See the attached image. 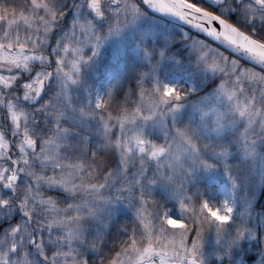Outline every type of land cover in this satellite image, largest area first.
<instances>
[{"label": "snow or ice", "instance_id": "snow-or-ice-1", "mask_svg": "<svg viewBox=\"0 0 264 264\" xmlns=\"http://www.w3.org/2000/svg\"><path fill=\"white\" fill-rule=\"evenodd\" d=\"M214 2L0 0V264H203L205 235L214 229L221 240L233 207L207 199L198 173L226 161L232 144L245 163L264 145V0ZM143 5L217 42L193 37L191 47L221 77L220 106L165 83V51L142 44L147 65L134 83L117 76L105 92L73 98L81 69L109 36L137 24ZM187 104L200 119H181ZM221 132L227 143L215 139ZM121 204L132 217L110 235ZM256 236L238 223L227 248Z\"/></svg>", "mask_w": 264, "mask_h": 264}, {"label": "rangeland", "instance_id": "rangeland-1", "mask_svg": "<svg viewBox=\"0 0 264 264\" xmlns=\"http://www.w3.org/2000/svg\"><path fill=\"white\" fill-rule=\"evenodd\" d=\"M71 15V10H69L67 18L70 19ZM153 23H158L157 19L146 15L144 12L136 25L122 30L118 35L109 36L100 46L99 52L95 57V63L81 69L82 83L78 86H73V98H86L88 91L94 93L105 92L113 84L117 76L124 78L128 66L131 63L142 64V69H144L147 61L143 59V49L141 48L138 51V44L131 45V43L138 35L146 36L149 32L155 33L156 26ZM181 28L179 27V29ZM182 32L183 36L189 40V55H195L194 66L197 67L199 75H202L206 80L216 77L217 74L207 71L196 62V53L191 47V40L193 37L198 36L191 35L183 29ZM189 70H191V64L188 63L186 65L180 59L170 57L162 61L157 74L165 83L191 88L192 92L189 93L190 97H208L210 102L220 106L222 101L214 96L216 87L212 91L197 94L198 85L194 82L191 74H188L187 71ZM85 85L88 86L87 91L84 87ZM56 86L55 82H51L48 90H55ZM45 94L42 92L41 97L43 98ZM189 118L200 119L199 110L194 111L191 104L185 105L181 110V119L187 120ZM215 139L218 141H225L226 139L227 143L230 137L226 133L221 132L215 136ZM235 147V150L230 149L226 161H217L214 159L212 162L216 164V167L200 170L194 184L195 187L201 189V192L207 199L216 202L227 200L233 207V218L225 228L221 240H217L214 229L205 235L202 245L204 264H218V260L222 259L223 261L219 264H235L239 256H242V264H248L246 260H251V264H264V258L262 256L257 258V254L260 252L256 251L254 255L252 250L250 255H245L248 252L247 248H251L252 238H243L234 244L230 250L227 248L229 239L235 235V226L238 223H243L259 236L264 233V145L259 147L257 157L255 159H249L247 163L244 162V157L238 147L236 145ZM225 162L230 166L232 174L236 177L235 187L229 179V172H226L224 169ZM156 191L158 195L164 197L165 205L169 208L170 213L178 217L179 210L175 206L176 201L171 197L165 196L161 189L157 188ZM131 217L132 213L130 209L123 204L119 205L109 231L114 221L118 218L128 220ZM244 243H248L249 246L242 251ZM261 249L264 254V246Z\"/></svg>", "mask_w": 264, "mask_h": 264}, {"label": "trees", "instance_id": "trees-1", "mask_svg": "<svg viewBox=\"0 0 264 264\" xmlns=\"http://www.w3.org/2000/svg\"><path fill=\"white\" fill-rule=\"evenodd\" d=\"M152 17V16H151ZM156 18V17H155ZM157 22L154 24L157 26V31L155 33L149 32V35L146 39V44H144L146 47H151L156 50V54L158 55L160 49H165L166 53V58L168 57H175L180 59L181 61L186 63V65L189 63L191 64V70L187 71L188 74H191L194 82L197 83V94L202 93V92H207V91H212L216 85L219 83L220 80V75L217 74L216 77H213L211 79L206 80L202 75H199L197 72V67L194 66L195 63V55H189V47H188V39L183 36L182 28L179 29V25L173 22L165 21L160 18H156ZM163 25H162V24ZM188 30V29H187ZM191 35H197L199 37L203 36L194 30H189ZM139 38L137 37V40ZM147 65V64H146ZM185 66V65H183ZM143 65L139 63L135 64H130L128 68V73L125 76L124 80H132L134 83V77H136V73L142 69ZM124 87H127L128 84L124 83ZM49 92L54 91L53 89H49ZM46 95V94H45ZM44 95V96H45ZM42 98V97H41ZM39 99V98H38ZM2 113H0V118H2ZM43 123V121H41ZM221 142L226 143V139L221 140ZM231 150H235L236 147L234 144L230 146ZM130 220V218H128ZM124 221H127V219H122L118 218L117 220L114 221V224L109 231V234L111 235L112 233H115L119 223H122ZM251 248H247L249 246L248 243H244L242 246V251L247 248V251L245 255H250V252L253 250L254 255L257 252H260L257 254V257L264 254L262 253V245L259 243V235L257 237H253L251 241Z\"/></svg>", "mask_w": 264, "mask_h": 264}, {"label": "water", "instance_id": "water-1", "mask_svg": "<svg viewBox=\"0 0 264 264\" xmlns=\"http://www.w3.org/2000/svg\"><path fill=\"white\" fill-rule=\"evenodd\" d=\"M145 6H146V5H145ZM146 8H147L151 13H153V14H155V15L161 16V17L166 18V19H168V20L176 21V22H178V23H181V24L185 25L186 27H189V28H192V29H196V28L192 27L191 25L185 23V22H184L183 20H181L179 17H176V16H174V15H170V14L160 13V12H158V11L153 10L152 8H150V7H148V6H146ZM196 30H198V29H196ZM198 31H199V30H198ZM199 32H201V31H199ZM201 33L205 36V34H204L203 32H201ZM205 37H206V36H205ZM206 38H208V37H206ZM208 39L210 40V38H208ZM213 42H214V43H217V42H215V41H213ZM228 51H231V50L229 49ZM233 54H234V55H238L241 59H243V60H245V61L251 63V61L248 60L247 57H245V56H243V55H241V54H239V53H233ZM238 264H239V262H238Z\"/></svg>", "mask_w": 264, "mask_h": 264}, {"label": "flooded vegetation", "instance_id": "flooded-vegetation-1", "mask_svg": "<svg viewBox=\"0 0 264 264\" xmlns=\"http://www.w3.org/2000/svg\"><path fill=\"white\" fill-rule=\"evenodd\" d=\"M202 2L205 4V5H210V6H212V7H217V5H216V3L214 2V0H202ZM230 15H231V18L233 19V20H237L238 19V17H237V15L235 14V13H230Z\"/></svg>", "mask_w": 264, "mask_h": 264}]
</instances>
